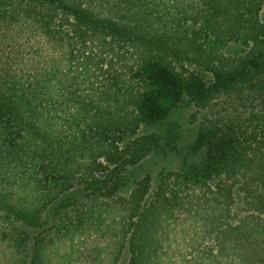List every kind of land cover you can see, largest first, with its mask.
Segmentation results:
<instances>
[{"label": "trees", "instance_id": "1", "mask_svg": "<svg viewBox=\"0 0 264 264\" xmlns=\"http://www.w3.org/2000/svg\"><path fill=\"white\" fill-rule=\"evenodd\" d=\"M263 15L264 0H0L18 55L0 67L1 264H264ZM184 95L207 115L182 149L161 121ZM154 156L183 170L121 196ZM106 237L115 259L88 258Z\"/></svg>", "mask_w": 264, "mask_h": 264}, {"label": "rangeland", "instance_id": "2", "mask_svg": "<svg viewBox=\"0 0 264 264\" xmlns=\"http://www.w3.org/2000/svg\"><path fill=\"white\" fill-rule=\"evenodd\" d=\"M262 20L264 21V15L262 16ZM229 54H240L241 50L232 48L230 51H227ZM16 55V56H15ZM17 54L14 52V47H12L10 44L5 43L0 40V67L2 64H8L17 59ZM166 116L162 118L161 125L163 128H171L174 130V128H177L181 133V145L180 148L185 149L187 145H191V143L195 140L197 136V132L199 130V125L203 121V119L206 117L207 112L201 111L197 109L193 104H191L189 97L187 95L182 96L180 99L176 101L169 102L166 105L165 108ZM176 129V130H177ZM153 130L151 127L147 129V133H151ZM142 134L146 133V129L142 130ZM9 142L7 143V149L8 151H11L12 149L18 148L20 145L19 139V132H16L14 136H11L9 139ZM7 140V141H8ZM14 147V148H12ZM206 159V152L205 150L202 151V153L197 156L189 157L190 163H195L196 165L201 164ZM183 170V162L180 157H163V156H154L150 157L149 159L145 160L140 166L136 167L134 170L132 169L130 171V177H127L128 183L120 191V195L124 198H128L131 196L133 190H134V182L136 178H142L146 175H151L155 181H158L160 178V175L162 173H171V172H180ZM136 177V178H135ZM103 203H107V200L103 201ZM243 206V200L240 194H235V205L231 211L232 216V223L235 224L239 222L241 218L245 216ZM117 220V223L115 226L120 225V221L122 219L121 214L117 213L114 214V216L109 219V222L113 219ZM175 239L177 241L185 237L183 233H178L174 235ZM109 237L106 238H97L98 241L96 243H93V247L90 248L87 252V256L92 257L93 256V248L96 246H99L100 249L99 254L102 255V258L107 262H111V260L114 258V254L112 253L111 249L113 246H107L106 247V241ZM176 245L173 244L172 248L175 249ZM2 249H0L1 251ZM172 257V256H171ZM115 259V258H114ZM113 259V260H114ZM1 254H0V264H1ZM122 264H127V256H124Z\"/></svg>", "mask_w": 264, "mask_h": 264}]
</instances>
